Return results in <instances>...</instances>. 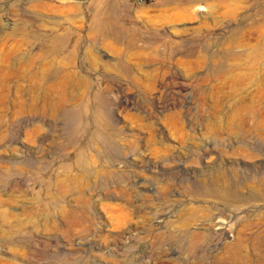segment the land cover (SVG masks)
<instances>
[{
    "label": "rangeland",
    "instance_id": "1",
    "mask_svg": "<svg viewBox=\"0 0 264 264\" xmlns=\"http://www.w3.org/2000/svg\"><path fill=\"white\" fill-rule=\"evenodd\" d=\"M0 264H264V0H0Z\"/></svg>",
    "mask_w": 264,
    "mask_h": 264
},
{
    "label": "bare ground",
    "instance_id": "2",
    "mask_svg": "<svg viewBox=\"0 0 264 264\" xmlns=\"http://www.w3.org/2000/svg\"><path fill=\"white\" fill-rule=\"evenodd\" d=\"M97 4V3H96ZM96 9V8H95ZM100 13V12H99ZM94 26H95V28H94V30L93 31H102V24H101V22H100V20H99V18L97 19L95 16H94ZM214 194H217V195H221L222 197H233L234 199H236V200H239L240 198L237 196V195H235V193H230V191H228V190H226V191H224V190H222L221 192H218V193H214ZM212 219V218H211ZM210 219V220H211ZM211 222V221H210ZM210 222H208V223H210ZM218 222H220V221H218ZM206 222L204 223V228H206ZM217 225V224H216ZM211 227V226H210ZM219 227V226H218ZM223 227V226H222ZM221 227V228H222ZM208 228V227H207ZM203 229V228H202ZM219 229H220V227H219ZM223 231V230H222ZM213 233V232H212ZM223 234V233H222ZM227 235V234H226ZM200 236V235H199ZM202 236V235H201ZM195 237V236H194ZM196 238V237H195ZM238 239V238H237ZM242 241V240H241ZM237 244L236 245H234V246H228V247H226L227 248V254H226V256H229L230 255V258L231 259H234V260H236V261H239V260H241L245 255H243V253H242V243H240V242H236ZM246 258V257H245ZM244 258V259H245Z\"/></svg>",
    "mask_w": 264,
    "mask_h": 264
}]
</instances>
